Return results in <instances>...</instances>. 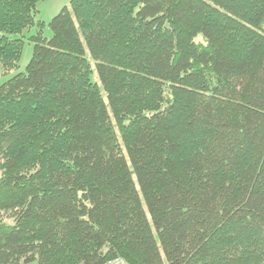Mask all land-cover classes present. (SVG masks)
I'll return each instance as SVG.
<instances>
[{"label": "trees", "instance_id": "16d2710c", "mask_svg": "<svg viewBox=\"0 0 264 264\" xmlns=\"http://www.w3.org/2000/svg\"><path fill=\"white\" fill-rule=\"evenodd\" d=\"M38 1L0 0L2 72L33 43L0 264H264V0H70L47 37Z\"/></svg>", "mask_w": 264, "mask_h": 264}, {"label": "rangeland", "instance_id": "374dc122", "mask_svg": "<svg viewBox=\"0 0 264 264\" xmlns=\"http://www.w3.org/2000/svg\"><path fill=\"white\" fill-rule=\"evenodd\" d=\"M69 2H70V0H40L37 2L35 20H41L45 24L43 33L46 37L50 36V33H51L48 21L54 15H56L57 12L63 6H69ZM33 32H35L34 28H32V30L30 32H28V33L26 32V34L28 35V34H31ZM32 45H33V43L31 40H29V39L24 40V44L22 47L23 51H22V54L19 58L18 67L11 70L10 73L4 74L2 72V68L0 66V83H2V81H4V80L10 78L11 76H13V74H15L17 72H25L24 71L25 66L29 62V60H30L29 58H30L32 51H33ZM95 78H96V76L93 75V79H95Z\"/></svg>", "mask_w": 264, "mask_h": 264}, {"label": "built area", "instance_id": "2783aa9c", "mask_svg": "<svg viewBox=\"0 0 264 264\" xmlns=\"http://www.w3.org/2000/svg\"><path fill=\"white\" fill-rule=\"evenodd\" d=\"M103 264H127L123 260L116 258L112 261L103 262Z\"/></svg>", "mask_w": 264, "mask_h": 264}]
</instances>
